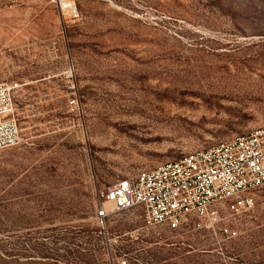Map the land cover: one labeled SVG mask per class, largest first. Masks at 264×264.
Returning a JSON list of instances; mask_svg holds the SVG:
<instances>
[{"label":"rangeland","instance_id":"obj_1","mask_svg":"<svg viewBox=\"0 0 264 264\" xmlns=\"http://www.w3.org/2000/svg\"><path fill=\"white\" fill-rule=\"evenodd\" d=\"M62 1L0 0L23 129L0 149V264H264V186L210 228L97 218L117 180L264 127V0Z\"/></svg>","mask_w":264,"mask_h":264},{"label":"built area","instance_id":"obj_2","mask_svg":"<svg viewBox=\"0 0 264 264\" xmlns=\"http://www.w3.org/2000/svg\"><path fill=\"white\" fill-rule=\"evenodd\" d=\"M61 7L70 16L78 13L73 1L63 0ZM17 86L0 81V149L23 140ZM262 186L264 127H259L117 180L99 195L97 218L104 221L111 212L137 208L147 227L165 225L178 230L195 218L196 227L210 228L224 207L235 213L250 209L252 191Z\"/></svg>","mask_w":264,"mask_h":264},{"label":"bare ground","instance_id":"obj_3","mask_svg":"<svg viewBox=\"0 0 264 264\" xmlns=\"http://www.w3.org/2000/svg\"><path fill=\"white\" fill-rule=\"evenodd\" d=\"M117 126L119 127H131L132 125L130 123L124 122V123H117Z\"/></svg>","mask_w":264,"mask_h":264}]
</instances>
